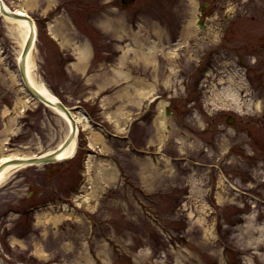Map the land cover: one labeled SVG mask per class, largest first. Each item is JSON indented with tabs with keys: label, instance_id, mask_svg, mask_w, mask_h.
<instances>
[{
	"label": "rangeland",
	"instance_id": "1",
	"mask_svg": "<svg viewBox=\"0 0 264 264\" xmlns=\"http://www.w3.org/2000/svg\"><path fill=\"white\" fill-rule=\"evenodd\" d=\"M25 10L37 28L34 79L91 128L79 124L72 157L1 181L0 263L264 264V0H35ZM49 24L75 39L59 46ZM182 40L172 59L133 61L150 43ZM74 41L90 43L84 71ZM127 49L129 77L112 81ZM18 51L0 14V158L42 154L67 133L39 101L20 111ZM134 80L155 85L153 95H139ZM93 130L102 142L90 149ZM89 153L95 166L114 164L112 182L86 171ZM70 207L58 222L35 218Z\"/></svg>",
	"mask_w": 264,
	"mask_h": 264
},
{
	"label": "bare ground",
	"instance_id": "2",
	"mask_svg": "<svg viewBox=\"0 0 264 264\" xmlns=\"http://www.w3.org/2000/svg\"><path fill=\"white\" fill-rule=\"evenodd\" d=\"M133 0H127L125 3H122V7L123 8H127L128 6L130 7V5L132 4ZM5 3V2H4ZM24 8H20V9H16L13 10L17 13H23L26 12L25 9L30 10V8H32L35 5V0H24ZM5 7L7 9H10L6 4ZM48 10V8H46ZM0 14L1 11H0ZM3 15V14H2ZM6 19L7 22V31L9 33V36L12 37L14 40H16V43L19 46V51L17 53V57L16 60L19 61L20 56H21V52H22V48L24 46V43L26 41V38L30 32V25L28 23V21L26 19H22V18H15L12 16H8V15H3ZM194 20H192L193 23ZM105 26H109L112 27V23L109 21H105ZM195 24L199 27H201L200 23L195 22ZM36 28V25H35ZM124 29V28H122ZM48 33L50 34V36L55 39L57 41V44H59V46H66L67 44L72 43L75 38L73 37H68V34L64 32V30L62 28H55L53 24H49L48 25ZM120 36V34H118ZM186 40H182L181 42H177L175 44V47H171L169 49H167L168 47L165 46L163 43H159V42H154V43H150L148 44V46L143 49V50H147L148 54H145V51H142L143 54H140L138 57L137 55L134 57L133 61L135 63H139L138 60L143 61V62H148L149 60L152 59V56L149 54H154L155 52H158L159 54L164 55L166 58H174V55H176L177 51H179V48L182 44H185ZM128 43H130V41H128ZM74 46V52H75V60L73 62V65L78 67L81 70H85V65L84 62H87V58L91 52V48H90V43H88L87 41H80V42H75L73 43ZM33 49H34V44L31 45V48L29 49L26 58H25V67H26V73L28 76V79L30 81V83L33 85V87L44 97H46L47 99H49L52 103H56V101H58V97L52 92L50 91V89L46 86L45 83L40 82V81H36L32 75L31 72V67H32V54H33ZM130 51L129 49H127L126 51H122L120 58H118V63L117 65L112 67L113 70V80L112 81H118L119 79L122 78H128L129 74L126 71H123L121 69L122 65L124 64L123 62L124 59L127 56V52ZM135 51V50H134ZM21 84V88L23 89V92L25 93L26 98H24L23 100H21L20 102V111H23L25 108H27L28 106V101L30 100H36V101H41L39 98L33 97L23 86V84L20 82ZM128 85H134V87H136V91L139 95L144 96V97H150L153 95L154 90H155V85H153L152 83H148L145 81H130L128 83ZM47 105L48 108H50L51 110H53L57 115H59L66 123L67 125V133L66 136L64 137V139H62L58 144H56L53 148H50L49 150L43 152L41 155L44 154H50L51 152H53L55 149H57V147H60V145L63 143L64 141L67 140L68 135L70 134L71 130H73L74 132H78V126L79 124H82V126L84 128H91L90 125V121H89V117L88 115L83 112V111H77L74 112L72 110V115L75 118L76 121H74V125H75V130H74V126H73V122L70 119L71 117L67 116L62 110H59L57 107H55V105L49 104V103H45ZM163 109V108H162ZM166 114L168 115V113L166 112ZM165 115H161L160 120H157V124L159 125L158 127L160 129H163L164 124L166 122V118ZM130 118V117H129ZM132 119V117L130 118V120ZM115 125H120L119 121L117 119L113 120ZM129 119H127V121H125V123H129ZM12 126L10 127V130L12 131ZM94 131V130H93ZM94 135L95 137H93L95 140H90L89 141V146H92L90 149H94V147L96 146V144L98 142H102V136L100 135L101 133L98 131H94ZM8 137H6L7 139ZM102 145H105L104 142L102 143ZM77 146V140L75 135L73 137H71V139L66 142V144L63 146L62 150L58 151H54L53 152V158H55L56 161H60L63 159H67L72 157V155L75 152ZM106 147V146H105ZM105 147H103L104 149H106ZM96 148V147H95ZM35 156V154H31V153H23V152H17V153H9L6 156H3L0 158V164L4 161H10L8 163H6V165L3 167V169L0 171V183L1 181L6 177L7 173L12 172V171H17L19 169H22L26 166H28L30 163L26 162L27 159H29L30 157ZM52 156V155H51ZM92 158H94V154L89 153L88 154V160L85 164V168L87 172H90L92 169L94 170V174L96 176V179H98L99 182H106V184H108V182H112V180L115 178L116 174H118V170L117 168L114 166L113 163H111L110 160H107V162L103 163L101 160H99L98 164L95 166L93 164V160ZM37 165V164H36ZM86 179H90L89 174L88 176H86ZM97 181V182H98ZM88 193H91L90 191ZM84 199H90L88 197V195L84 198ZM85 202V201H84ZM87 202V201H86ZM85 202V203H86ZM66 206V204H65ZM74 206H80L79 203H75ZM73 208V207H72ZM71 207L68 209L69 213H64L63 211L61 212H50L47 213L48 210H45L44 212H37L36 213V219L38 221V224H43L46 222H50V223H54V222H58L59 220H63L65 218H70L71 216L73 217V209ZM65 209H67V207H65ZM77 215V214H76ZM77 218H79V215L76 216ZM1 264V263H0Z\"/></svg>",
	"mask_w": 264,
	"mask_h": 264
},
{
	"label": "water",
	"instance_id": "3",
	"mask_svg": "<svg viewBox=\"0 0 264 264\" xmlns=\"http://www.w3.org/2000/svg\"><path fill=\"white\" fill-rule=\"evenodd\" d=\"M0 11L3 13V14H6L8 16H12V17H15V18H22V19H26L30 25V32H29V35H28V38L24 44V47H23V50L21 52V57H20V60H19V73H20V76H21V79L24 83V86L25 88L28 90V92L33 96V97H36V98H39L42 102L44 103H49V104H52V105H55V107H57L59 110H62L67 116L71 117L70 119L72 120L73 122V126H74V130H75V125H74V119L73 117L71 116V113L69 111V109H67L65 107V105L61 102V101H56V103H52L49 99H47L46 97L42 96L34 87L33 85L30 83L29 79H28V76H27V73H26V67H25V58H26V55L31 47V45L33 44V41H34V38H35V29H34V23H33V20L30 16L28 15H25V14H20V13H15V12H12V11H9L5 8L2 0H0ZM74 120V121H73ZM75 135V132L73 130H71L70 134L68 135V138L66 141H64V144L61 145V147L58 149V151L62 150L63 146L66 144V142H68L71 137H73ZM52 155V156H51ZM53 154H49L47 156H44V157H36V158H30V159H27V162H43V161H51L53 160ZM6 163H2L0 165V169L2 167L5 166Z\"/></svg>",
	"mask_w": 264,
	"mask_h": 264
}]
</instances>
